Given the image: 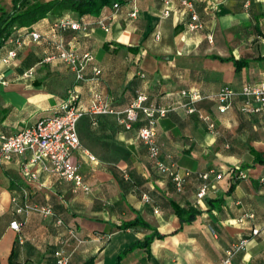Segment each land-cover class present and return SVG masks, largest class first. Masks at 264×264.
I'll use <instances>...</instances> for the list:
<instances>
[{
	"label": "crops",
	"instance_id": "0c3cea01",
	"mask_svg": "<svg viewBox=\"0 0 264 264\" xmlns=\"http://www.w3.org/2000/svg\"><path fill=\"white\" fill-rule=\"evenodd\" d=\"M191 1L200 28H190L192 11L180 0L168 17L162 15L163 0H115L118 7L107 5L99 14L66 10L30 26H14L46 36L39 41L24 36L18 46L11 35L0 48V134H14L61 112L72 88L85 108L94 92L110 98L117 109L145 93L148 104L174 106L157 122L161 157L171 153L180 171L214 166L224 177L214 180L208 197L199 202L197 176L179 191L155 168L139 137L143 117L127 128L118 114L86 112L78 121L81 147L73 160L89 191L76 190L72 182L36 164L30 165L35 177L25 172L30 153L0 158V264H57L58 250L69 254L68 264H113L125 246L152 232L142 226L117 229L137 217L165 238L129 252L120 264H221L230 244L244 235L249 241L232 264H264V162L259 161L264 158V109L242 112V98L236 96L221 112L215 97L225 85L241 88L264 79V0ZM13 6V0H0V15ZM64 16L89 25L87 31L68 28L63 33L67 46L94 56L87 79L80 82L61 60L41 62L56 52L48 35ZM13 47L17 56L4 63L2 56ZM235 60L249 64L238 72ZM93 67L101 73L94 75ZM30 69L32 74H25ZM183 91L210 97L195 102L190 113ZM172 202L200 213L182 224ZM25 203L51 205L54 214L32 208L18 212ZM249 212L254 217L239 221ZM15 219L20 230L11 226ZM254 227L257 234L251 233Z\"/></svg>",
	"mask_w": 264,
	"mask_h": 264
},
{
	"label": "built area",
	"instance_id": "2783aa9c",
	"mask_svg": "<svg viewBox=\"0 0 264 264\" xmlns=\"http://www.w3.org/2000/svg\"><path fill=\"white\" fill-rule=\"evenodd\" d=\"M175 0H163L162 15L168 17L173 10ZM182 4L190 8L192 11V22L190 28L196 29L202 27V22L194 10V4L191 0H180ZM115 7L119 4L115 3ZM136 11L132 12L135 15ZM102 25L104 23L100 21ZM68 28L74 30L87 31L89 25L87 22L73 21L71 18L64 16L56 20L48 37L55 46L56 52L53 55L46 56L42 61L51 62L55 59L61 60L69 66L75 73L76 81L80 82L87 79L86 68L88 64L94 60L91 52L84 54L77 53L73 48L67 46L63 33ZM25 36H30L33 40L39 41L46 35L37 30L26 32ZM24 39H17L16 43L21 46ZM18 53V49H13L2 58L4 63H10ZM94 75H99L101 69L93 67ZM30 69L25 74H32ZM144 75V74H143ZM182 94L187 98L185 106L188 112L192 113L196 110L194 103L203 100L210 96H205L197 91H183ZM236 96L242 98L240 109L245 113H258L264 109V79L261 81L245 84L241 88H234L225 85L215 94V97L220 102L219 110L225 112L232 104ZM148 96L145 93H139L128 107L117 109L112 105L110 98H105L102 93L94 92L92 101L87 108L79 103V94L75 88L69 91V97L61 105V112L47 118L40 119L35 123L28 125L16 133L7 135L0 134V158L11 159L13 155H24L30 153L28 162L24 167V171L31 173L30 165H39L43 170L55 173L63 177L65 180L73 183L76 190L81 189L89 191L90 186L85 181L83 175L78 172L74 164V152L81 147V140L78 133V121L86 112L93 114H118L120 122L127 128L144 118L145 125L139 130V137L145 144L148 154L152 159L154 166L161 173L168 175L175 184L177 190H183L185 184L192 176H197L201 180L197 191V200L199 202L205 200L214 180H219L224 177V171L215 167H210L203 171H192L186 169L179 170V166L174 156L171 153H166L165 158L161 157L162 148L158 140L157 122L160 118L165 117L173 109L174 106H155L147 103ZM207 120L210 129H215V123L209 116L204 117ZM90 157L93 155L89 154ZM35 177L34 173H31ZM239 175L244 176L241 171ZM264 182V176L260 178ZM23 208L36 209L45 215H53L54 210L51 205H38L25 203L24 207L17 211L21 212ZM254 214L245 213L239 221H244L246 218H252ZM62 222V220H59ZM11 226L16 229H21V223L15 219L11 222ZM259 229L252 228V234H257ZM70 233L76 238L74 229H70ZM249 238L241 236L233 241L226 250V256L221 264H232L234 256L244 250ZM57 264H68L70 260L69 254L63 250L56 251Z\"/></svg>",
	"mask_w": 264,
	"mask_h": 264
},
{
	"label": "trees",
	"instance_id": "16d2710c",
	"mask_svg": "<svg viewBox=\"0 0 264 264\" xmlns=\"http://www.w3.org/2000/svg\"><path fill=\"white\" fill-rule=\"evenodd\" d=\"M13 2L14 6L12 11L9 13H2L0 15V48L5 44V42L11 35H13L16 42L17 39H22L25 36L26 32L33 30L28 29V31H25V33H23L16 30L17 28L13 29L14 26H30L49 14L60 15L66 10H74L80 14H99L103 7L107 5H114L115 0H51L47 2H40L38 0H13ZM13 49H16V47L7 49L6 54L3 55L2 58ZM45 57L46 56L41 59V62L45 59ZM235 64L237 71L239 72L244 66L249 64V62L246 60H235ZM55 114L56 113H54L53 115ZM53 115L45 116L43 118L51 117ZM259 161L264 162V158H260ZM172 205L174 212L179 216L182 224L192 222L195 219L196 215L200 213V211L193 208H184L176 202H172ZM132 226L146 227L148 229H151L152 232L146 235L143 240H138L125 246L118 253L113 264H120L122 259L129 252H132L135 249L149 248L154 239L165 238V234L159 232L157 228L152 226L142 217H137L135 220L124 222L123 224L119 225L117 229H125ZM243 237L249 238V235H244ZM13 256L14 254H12V257Z\"/></svg>",
	"mask_w": 264,
	"mask_h": 264
},
{
	"label": "rangeland",
	"instance_id": "374dc122",
	"mask_svg": "<svg viewBox=\"0 0 264 264\" xmlns=\"http://www.w3.org/2000/svg\"><path fill=\"white\" fill-rule=\"evenodd\" d=\"M49 62H44L43 64H48Z\"/></svg>",
	"mask_w": 264,
	"mask_h": 264
}]
</instances>
